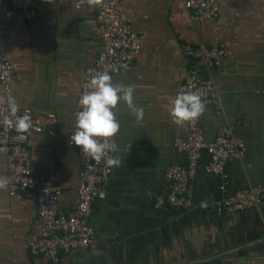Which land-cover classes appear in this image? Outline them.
<instances>
[{
    "label": "crops",
    "instance_id": "1",
    "mask_svg": "<svg viewBox=\"0 0 264 264\" xmlns=\"http://www.w3.org/2000/svg\"><path fill=\"white\" fill-rule=\"evenodd\" d=\"M79 0H41L37 15L5 22V54L15 77L0 103L12 96L18 110L30 108L57 115L55 134L32 133L29 149L38 179L54 175L62 189L59 206L78 203L81 157L69 143L86 70L103 49L96 33V9ZM186 0H120V10L138 33L141 50L126 68L111 75L133 88V104L143 108L136 119L123 102L114 112L120 158L111 166L104 199L88 217L96 244L79 253H62L56 264H264V205L258 209H217V202L250 185L264 184V0H220L214 21L191 18ZM21 0H0L19 7ZM220 45L226 54L207 71L185 53V45ZM196 65L209 75L219 106L209 105L200 124L207 141L232 127L246 146L244 157L231 158L220 174L208 172L204 152L191 181V205L182 211L155 207L171 164L185 163L175 141L188 134V121L170 116L177 87ZM128 150L126 151V147ZM0 145V177L10 182ZM0 188V264H52L31 252L40 235L37 206ZM224 189H221V186Z\"/></svg>",
    "mask_w": 264,
    "mask_h": 264
},
{
    "label": "built area",
    "instance_id": "2",
    "mask_svg": "<svg viewBox=\"0 0 264 264\" xmlns=\"http://www.w3.org/2000/svg\"><path fill=\"white\" fill-rule=\"evenodd\" d=\"M41 0H21L19 7L13 8L0 4V83L6 93L10 92V81L15 77L13 65L5 54L3 30L6 20L18 17L30 20L37 15ZM91 5L96 9V33L100 37L103 49L95 63L86 70L85 81L79 98L90 91L89 80L99 73L109 76L129 66L139 55L141 42L138 33L120 10V0H79L76 7ZM186 8L195 21H214L219 15L220 0H186ZM185 53L195 62H201L207 71L219 65L226 54V47L220 45H185ZM195 92L200 96L204 111L195 119L188 121V134L184 139L175 141V147L185 155V163L171 164L166 167L165 188L155 198V207H172L177 211L191 205V181L196 176L204 152L210 156L206 166L208 172L220 174L228 161L234 157H244L245 143L235 136L232 127H224L213 141H207L200 120L209 105L219 106V95L213 79L203 74L193 65L187 78L180 82L177 94ZM264 94V87L262 89ZM81 108V106L79 107ZM11 123L5 125L4 117ZM15 116H27L30 127L23 131L15 128V118L7 111V102L0 103V145L4 150L10 169L9 189L12 197L34 202L40 218V235L31 246L35 255L47 257L52 264L59 262L62 253H79L96 244L95 231L88 223L96 200L104 199L106 187L112 172L106 166L104 158L99 161L80 151L82 168L78 187V203L71 210L59 206L62 189L57 185L54 175L38 179L32 169L29 149V136L32 133L48 132L55 134L57 115L54 112L40 114L30 108L18 110ZM101 140L103 138H97ZM110 147L105 155H113L118 149L116 136L107 138ZM71 144V142L69 141ZM74 145V144H71ZM224 189V186H221ZM264 203V184L250 185L237 190L232 196L217 202V209L241 211L258 209Z\"/></svg>",
    "mask_w": 264,
    "mask_h": 264
},
{
    "label": "clouds",
    "instance_id": "3",
    "mask_svg": "<svg viewBox=\"0 0 264 264\" xmlns=\"http://www.w3.org/2000/svg\"><path fill=\"white\" fill-rule=\"evenodd\" d=\"M90 91L82 94L78 100L81 106L75 113L74 131L69 137L71 144L79 146L80 151L99 161L102 157L106 166H119L118 156L105 155L110 151L107 138L114 136L119 130V121L115 118L114 109L118 102H123L134 112L136 119L143 116V108L133 104V88L130 85L114 83L108 73H99L89 80ZM7 111L15 118V128L23 132L30 127L27 116H15L18 111L16 99L7 98ZM204 111V105L195 92H181L172 100L170 116L174 122L180 124L197 118ZM3 123H11L7 116ZM97 138H103L98 140ZM126 147V151L128 147ZM9 182L7 177H0V188Z\"/></svg>",
    "mask_w": 264,
    "mask_h": 264
},
{
    "label": "water",
    "instance_id": "4",
    "mask_svg": "<svg viewBox=\"0 0 264 264\" xmlns=\"http://www.w3.org/2000/svg\"><path fill=\"white\" fill-rule=\"evenodd\" d=\"M262 205H264V203H263ZM262 205H261V206H262ZM261 206H260L259 208H261Z\"/></svg>",
    "mask_w": 264,
    "mask_h": 264
}]
</instances>
